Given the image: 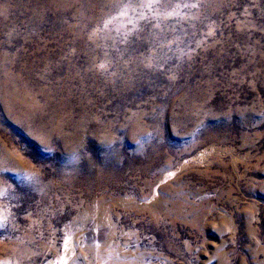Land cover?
<instances>
[{
	"label": "rangeland",
	"instance_id": "obj_1",
	"mask_svg": "<svg viewBox=\"0 0 264 264\" xmlns=\"http://www.w3.org/2000/svg\"><path fill=\"white\" fill-rule=\"evenodd\" d=\"M111 263L264 264V0H0V264Z\"/></svg>",
	"mask_w": 264,
	"mask_h": 264
},
{
	"label": "bare ground",
	"instance_id": "obj_2",
	"mask_svg": "<svg viewBox=\"0 0 264 264\" xmlns=\"http://www.w3.org/2000/svg\"><path fill=\"white\" fill-rule=\"evenodd\" d=\"M110 257V256H109ZM113 257V256H112ZM117 262V261H116ZM111 264H113V263H111ZM119 264V263H118Z\"/></svg>",
	"mask_w": 264,
	"mask_h": 264
}]
</instances>
